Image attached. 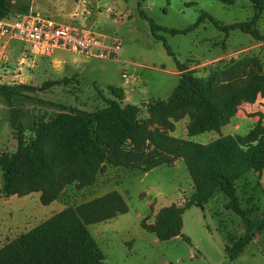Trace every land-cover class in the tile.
I'll use <instances>...</instances> for the list:
<instances>
[{"label": "rangeland", "instance_id": "obj_1", "mask_svg": "<svg viewBox=\"0 0 264 264\" xmlns=\"http://www.w3.org/2000/svg\"><path fill=\"white\" fill-rule=\"evenodd\" d=\"M16 12H40L55 20L82 25L121 41L118 58L86 56L66 49H56L51 56H41L26 50L21 40H15L6 50L8 61H0V83H27L40 87L48 80L66 79L57 85L26 93L18 97L15 109L19 120L30 129L41 120H49L63 106L94 111L106 105L99 91L113 97L110 86L126 82L122 103L139 107V118L148 120L149 104L168 98L179 83L177 63H186L189 70L205 76L211 71L232 68L217 77L223 89L222 98L235 101L237 114L220 130L191 137L200 143H210L223 135H244L256 124L264 126V95L241 85L251 72H260L264 65L262 42L239 29L229 32L219 29L210 19L227 25L253 16L250 0H235L226 4L219 0H8ZM113 10L112 13L108 9ZM206 16L198 23L201 14ZM168 29H186L173 34ZM264 34V14L258 22ZM169 47L173 53L168 52ZM4 47L0 56H4ZM22 58H25L22 61ZM45 63H39V61ZM37 64V65H36ZM16 70V71H15ZM222 73V71H220ZM126 74L127 77H124ZM10 104L0 95V158L12 153L17 139L10 125ZM189 117L175 121L170 133L187 138ZM250 173L248 178L255 179ZM264 188V171L261 177ZM2 170L0 167V189ZM111 190L118 191L128 205V211L115 218L89 225V230L105 254L102 264H264V229L254 232L253 241L235 259L225 251L229 238L246 232L243 219L225 208L226 196L216 192L202 210L196 205L183 213L182 232L189 241L175 236L159 240L144 226L154 224L163 207L184 206L194 192V184L183 158L171 164L154 167L147 173L131 171L122 166L107 165L94 186L77 189L68 187L60 199L44 205L41 194L6 196L0 191V247L68 205H79ZM251 217L264 219V192L257 194ZM244 207L251 206L243 201Z\"/></svg>", "mask_w": 264, "mask_h": 264}, {"label": "trees", "instance_id": "obj_2", "mask_svg": "<svg viewBox=\"0 0 264 264\" xmlns=\"http://www.w3.org/2000/svg\"><path fill=\"white\" fill-rule=\"evenodd\" d=\"M233 4L235 0H219ZM254 14L245 21L223 25L212 16L209 19L221 30L239 29L262 42L264 34L258 22L264 14V0H250ZM15 14L8 0H0V20ZM206 16L201 14L195 25ZM173 34L186 29H168ZM168 52L173 55L171 49ZM180 73L178 85L166 99L149 104L150 118H139V107L123 104L124 92L110 86L113 97L99 94L106 103L94 111L63 106L62 111L49 120H41L30 129L19 120L15 101L26 93L57 85L62 80H48L38 86L27 83H0V95L10 104V125L17 139L16 149L0 158L2 186L6 195L41 194L44 205L60 199L64 191L75 186L81 190L96 184L98 175L107 165L122 166L131 171L147 173L154 167L169 165L183 158L194 184V192L184 206L171 204L159 210L154 224L144 226L159 240L179 236L183 213L196 205L202 210L216 192L226 198V209L237 213L244 221L246 232L229 238L225 251L235 259L253 239V233L264 229V219L251 217L257 209V194L264 192L261 177L264 171V126L256 124L244 135H223L204 144L191 137L220 130L237 114L235 101L222 98L223 89L217 77L231 68L214 70L199 76L186 63H177ZM222 71V73L220 72ZM241 85L264 95V65L260 72H251ZM188 116L187 138L170 133L175 121ZM256 174L254 181L248 178ZM243 201L250 204L243 206ZM124 197L111 190L79 205H68L41 223L0 247V264H102L105 254L89 230V225L104 222L126 213ZM264 215V210H263Z\"/></svg>", "mask_w": 264, "mask_h": 264}, {"label": "built area", "instance_id": "obj_3", "mask_svg": "<svg viewBox=\"0 0 264 264\" xmlns=\"http://www.w3.org/2000/svg\"><path fill=\"white\" fill-rule=\"evenodd\" d=\"M108 12L112 13L113 10L109 8ZM0 40L4 47L3 53L15 40L26 43L32 55L41 56H51L56 49H66L86 56L116 59L121 51V41L117 37L107 42L106 36L100 32L58 21L33 10L16 12L0 20ZM123 76L127 77L126 74Z\"/></svg>", "mask_w": 264, "mask_h": 264}, {"label": "crops", "instance_id": "obj_4", "mask_svg": "<svg viewBox=\"0 0 264 264\" xmlns=\"http://www.w3.org/2000/svg\"><path fill=\"white\" fill-rule=\"evenodd\" d=\"M16 0H13V2H15ZM13 10V12H15L16 13V10H14V9H12ZM22 13H26V12H22ZM13 43V41L12 42H10V44L6 47V50H7V48H9L10 46H11V44ZM1 49H2V41L0 40V51H1ZM24 54H26V50L27 51H29L27 48H26V46H24ZM6 50H5V55H6V58H2L1 56H0V61L1 60H5V61H8L9 60V58H8V56H7V54H6ZM29 54H30V51H29ZM32 55V54H31ZM33 56V55H32ZM39 63H45V62H41V60L39 61ZM37 65V64H36ZM16 71V70H15ZM177 74H179V71L177 72ZM118 87H122L123 89H124V91L125 92H127L128 91V93H130V97L134 94V93H136V88L133 86V88H131V89H127V88H124V87H127V84H126V82H124L122 85H120V86H118Z\"/></svg>", "mask_w": 264, "mask_h": 264}]
</instances>
